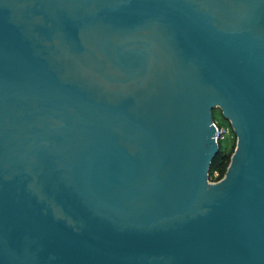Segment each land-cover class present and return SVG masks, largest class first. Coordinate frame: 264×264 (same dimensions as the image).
<instances>
[{
  "label": "water",
  "instance_id": "obj_1",
  "mask_svg": "<svg viewBox=\"0 0 264 264\" xmlns=\"http://www.w3.org/2000/svg\"><path fill=\"white\" fill-rule=\"evenodd\" d=\"M0 264H264V0H0Z\"/></svg>",
  "mask_w": 264,
  "mask_h": 264
},
{
  "label": "rangeland",
  "instance_id": "obj_2",
  "mask_svg": "<svg viewBox=\"0 0 264 264\" xmlns=\"http://www.w3.org/2000/svg\"><path fill=\"white\" fill-rule=\"evenodd\" d=\"M213 117H214V120L217 123H219L221 126L223 127L230 126L229 121L223 116V113L220 109H215L213 111ZM236 145H237V139L235 137V134L231 133L227 135L224 140L221 141L220 151L226 154V156L232 158L236 150ZM209 181L212 184H216L220 182V178L216 172H213L210 174Z\"/></svg>",
  "mask_w": 264,
  "mask_h": 264
},
{
  "label": "trees",
  "instance_id": "obj_3",
  "mask_svg": "<svg viewBox=\"0 0 264 264\" xmlns=\"http://www.w3.org/2000/svg\"><path fill=\"white\" fill-rule=\"evenodd\" d=\"M230 163L231 157H228L226 154L220 152L212 164L211 173L216 172L221 181L225 177Z\"/></svg>",
  "mask_w": 264,
  "mask_h": 264
},
{
  "label": "built area",
  "instance_id": "obj_4",
  "mask_svg": "<svg viewBox=\"0 0 264 264\" xmlns=\"http://www.w3.org/2000/svg\"><path fill=\"white\" fill-rule=\"evenodd\" d=\"M214 126L216 128V141L219 144V146H220L221 141L224 140L227 135H229L231 133L234 134V131H233L231 125L223 127L214 120Z\"/></svg>",
  "mask_w": 264,
  "mask_h": 264
}]
</instances>
